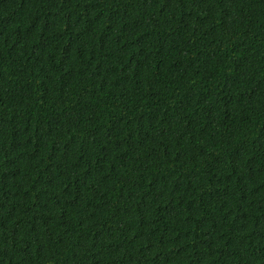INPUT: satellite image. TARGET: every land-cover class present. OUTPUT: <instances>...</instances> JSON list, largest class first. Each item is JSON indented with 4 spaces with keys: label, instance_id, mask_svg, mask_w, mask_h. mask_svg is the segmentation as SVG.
Returning <instances> with one entry per match:
<instances>
[{
    "label": "trees",
    "instance_id": "16d2710c",
    "mask_svg": "<svg viewBox=\"0 0 264 264\" xmlns=\"http://www.w3.org/2000/svg\"><path fill=\"white\" fill-rule=\"evenodd\" d=\"M0 264H264V0H0Z\"/></svg>",
    "mask_w": 264,
    "mask_h": 264
}]
</instances>
